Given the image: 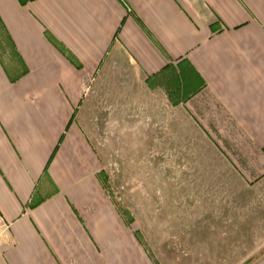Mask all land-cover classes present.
Wrapping results in <instances>:
<instances>
[{
  "label": "crops",
  "instance_id": "0c3cea01",
  "mask_svg": "<svg viewBox=\"0 0 264 264\" xmlns=\"http://www.w3.org/2000/svg\"><path fill=\"white\" fill-rule=\"evenodd\" d=\"M123 74L264 161V0H0V264H128L81 127Z\"/></svg>",
  "mask_w": 264,
  "mask_h": 264
},
{
  "label": "rangeland",
  "instance_id": "374dc122",
  "mask_svg": "<svg viewBox=\"0 0 264 264\" xmlns=\"http://www.w3.org/2000/svg\"><path fill=\"white\" fill-rule=\"evenodd\" d=\"M122 76L94 83L81 127L97 184L135 238L128 264H264V161L235 147L244 132L171 114L167 74L160 91Z\"/></svg>",
  "mask_w": 264,
  "mask_h": 264
},
{
  "label": "built area",
  "instance_id": "2783aa9c",
  "mask_svg": "<svg viewBox=\"0 0 264 264\" xmlns=\"http://www.w3.org/2000/svg\"><path fill=\"white\" fill-rule=\"evenodd\" d=\"M9 225L4 218L0 215V244L5 242L8 236Z\"/></svg>",
  "mask_w": 264,
  "mask_h": 264
}]
</instances>
